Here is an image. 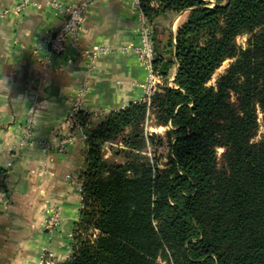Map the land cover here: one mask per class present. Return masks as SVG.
Segmentation results:
<instances>
[{"label":"trees","instance_id":"16d2710c","mask_svg":"<svg viewBox=\"0 0 264 264\" xmlns=\"http://www.w3.org/2000/svg\"><path fill=\"white\" fill-rule=\"evenodd\" d=\"M140 8L162 83L149 101L96 122L76 115L74 131L88 137L82 209L72 255L56 264H264V137L254 141L260 113L264 122V0ZM107 145H117L111 158ZM165 146L161 167L153 155Z\"/></svg>","mask_w":264,"mask_h":264},{"label":"crops","instance_id":"0c3cea01","mask_svg":"<svg viewBox=\"0 0 264 264\" xmlns=\"http://www.w3.org/2000/svg\"><path fill=\"white\" fill-rule=\"evenodd\" d=\"M22 1L0 0V264H40L47 255L56 264L72 255L88 137L75 131L63 153L50 145L69 130L80 92L81 111L95 122L146 99L148 72L133 51L142 19L134 0H95L81 37L88 53L54 56L39 48L64 21L50 2L81 0H35L2 16ZM185 19L174 17V34ZM103 48L108 52L98 54ZM55 215L60 225L50 232L46 223Z\"/></svg>","mask_w":264,"mask_h":264},{"label":"built area","instance_id":"2783aa9c","mask_svg":"<svg viewBox=\"0 0 264 264\" xmlns=\"http://www.w3.org/2000/svg\"><path fill=\"white\" fill-rule=\"evenodd\" d=\"M139 8V12L142 19V27L140 29V43L134 48V53L138 56L141 64L146 68L148 72L147 83L144 85L147 92V97L144 101H149L157 90V87L161 81V78L157 75L154 69V59L156 56L154 47V31L153 27L147 21L145 15L140 8V0H134ZM51 6L59 11L63 15L64 21L61 28L52 34L51 36L41 40L39 42V48L44 46L49 48V51L54 56H61L68 52L69 50H75L87 54L88 52L82 50L81 48V37L86 34V22L88 19V14L90 9L94 6L95 0H81L77 4H63L58 1H51ZM35 5V0H23L17 7L11 10H6L3 12L2 16H6L8 13L20 14L28 7ZM98 54H105L108 52L107 49H98ZM173 78L169 82V86L173 87ZM82 92H80L74 101V105L69 114V130L63 134L62 132H57L59 142L51 144V148L58 149L59 152H65L66 145L73 139L75 119L76 115L81 111L82 106ZM143 101V102H144ZM1 192V189H0ZM60 225V218L58 216L51 217L47 223L46 228L53 232ZM50 255H47L40 262V264H50Z\"/></svg>","mask_w":264,"mask_h":264},{"label":"rangeland","instance_id":"374dc122","mask_svg":"<svg viewBox=\"0 0 264 264\" xmlns=\"http://www.w3.org/2000/svg\"><path fill=\"white\" fill-rule=\"evenodd\" d=\"M183 21H180L178 24H177V30L178 28L181 26ZM172 27V26H171ZM247 38L248 36L247 35H243V36H240L238 39H237V42L238 44L245 48L246 47V43H247ZM232 60H228L226 61L223 66L217 70V72L215 73L212 81L210 82L209 85H215L216 84V81L218 79V77L225 72V70L229 67V65L231 64ZM259 118H260V131H259V134L257 136V138H255L254 141L258 142V141H261L264 137V122H263V114L260 113L259 115ZM147 128L150 132L152 133H156V134H164L167 130L166 127H156V126H153L152 125V122H150L148 125H147ZM117 148V145H107L105 147V154H106V157H113L114 155V149ZM224 150L223 149H219L218 150V154H219V157L222 156ZM168 154H169V148L167 146H165L164 148L160 149L158 151V153L156 155H153V158H157L158 160V163L160 164L161 167L164 166V164L166 163L167 161V157H168ZM116 160L118 161H121V158H116Z\"/></svg>","mask_w":264,"mask_h":264}]
</instances>
